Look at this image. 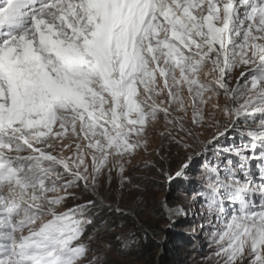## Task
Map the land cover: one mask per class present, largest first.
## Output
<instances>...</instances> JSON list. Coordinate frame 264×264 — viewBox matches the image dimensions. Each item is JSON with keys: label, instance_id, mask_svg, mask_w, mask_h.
<instances>
[{"label": "snow or ice", "instance_id": "obj_1", "mask_svg": "<svg viewBox=\"0 0 264 264\" xmlns=\"http://www.w3.org/2000/svg\"><path fill=\"white\" fill-rule=\"evenodd\" d=\"M161 121L215 130L193 199L219 264H264V0H0V264H103L77 190L129 180ZM222 121L255 126L221 150Z\"/></svg>", "mask_w": 264, "mask_h": 264}, {"label": "rangeland", "instance_id": "obj_2", "mask_svg": "<svg viewBox=\"0 0 264 264\" xmlns=\"http://www.w3.org/2000/svg\"><path fill=\"white\" fill-rule=\"evenodd\" d=\"M232 84L235 86V80ZM220 102L224 103L225 98L221 97ZM222 124L229 127V131L216 144L221 150L247 142V137L242 138L241 131L255 126L241 124L234 130L230 122L222 121ZM163 131L161 121L149 131L146 149H139L131 162L125 163V176L129 180L122 181L114 169L111 176L105 173L101 177L97 193L77 190V196L81 199L75 202L88 198L102 201L103 206L95 213L94 224L89 226L84 240L92 249L99 250L95 255L103 256V264H160L167 251L173 250L172 237L179 236L188 247L183 251L182 263L171 256L174 263L220 262L215 255L216 245L212 242L213 229L203 219L205 212L201 208V201L199 198L193 199L196 195L193 189L200 188L205 181V164L215 162L211 151L213 145L206 144L215 130H200L203 135L198 137L192 148L187 149L167 135L162 136ZM188 142L193 143L191 139ZM220 156L224 159L225 153L221 151ZM254 170L258 172V169ZM177 172L183 174L176 176ZM75 202L70 201L69 205ZM165 203L174 210L171 214L163 206ZM179 209H183L187 215L181 214ZM88 236L95 238L88 240ZM117 237L120 239L117 240ZM150 239L160 243L159 251L148 252L146 246ZM172 252L176 257L175 249Z\"/></svg>", "mask_w": 264, "mask_h": 264}, {"label": "trees", "instance_id": "obj_3", "mask_svg": "<svg viewBox=\"0 0 264 264\" xmlns=\"http://www.w3.org/2000/svg\"><path fill=\"white\" fill-rule=\"evenodd\" d=\"M182 238L179 237H172L171 239V243L173 245V250L175 249V251L177 252V256L178 258H176L173 255V250H168L167 251V255H164L163 258L160 260V264H178L177 262H180L183 260L182 255H183V251L185 250V248L188 247V245L186 244V242H183L184 240H181ZM174 244H177L174 247ZM146 249L148 250L149 253H154L157 252L161 249V245L159 242L156 241V239H150L148 242V245L146 246ZM175 258V260L177 261L176 263H174L172 261V257ZM171 257V258H170ZM182 263V262H180Z\"/></svg>", "mask_w": 264, "mask_h": 264}]
</instances>
